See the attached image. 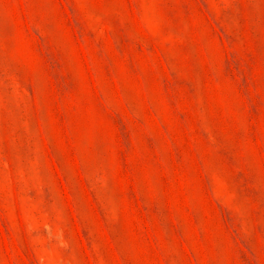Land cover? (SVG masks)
Wrapping results in <instances>:
<instances>
[{
  "label": "rangeland",
  "instance_id": "rangeland-1",
  "mask_svg": "<svg viewBox=\"0 0 264 264\" xmlns=\"http://www.w3.org/2000/svg\"><path fill=\"white\" fill-rule=\"evenodd\" d=\"M0 264H264V0H0Z\"/></svg>",
  "mask_w": 264,
  "mask_h": 264
}]
</instances>
